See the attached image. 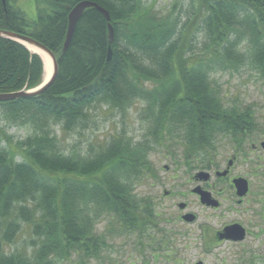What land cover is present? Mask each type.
Masks as SVG:
<instances>
[{
    "label": "trees",
    "instance_id": "trees-1",
    "mask_svg": "<svg viewBox=\"0 0 264 264\" xmlns=\"http://www.w3.org/2000/svg\"><path fill=\"white\" fill-rule=\"evenodd\" d=\"M79 1L33 0L36 17L28 19L10 0H0V30L30 36L57 62L41 94L0 101V264L97 260L106 246L95 227L102 217L113 229L144 237L155 213L133 185L145 174L154 177L148 161L153 144L178 142L184 160L193 157L194 166L210 168L220 137L241 150L252 131L264 134L249 107L223 105L210 79L217 70L246 67L264 80V0H188L189 19L181 27L178 16H157L142 0H89L108 11L109 21L86 9L63 51L67 15ZM43 74L37 54L0 38V93L35 88ZM134 100L145 103L151 141L116 135L86 150H61L54 126L79 130L90 106L125 109ZM3 124L28 134L12 143ZM23 228L30 251L5 250ZM149 240L150 259L142 264L182 263L175 249L160 253L166 239Z\"/></svg>",
    "mask_w": 264,
    "mask_h": 264
},
{
    "label": "rangeland",
    "instance_id": "rangeland-1",
    "mask_svg": "<svg viewBox=\"0 0 264 264\" xmlns=\"http://www.w3.org/2000/svg\"><path fill=\"white\" fill-rule=\"evenodd\" d=\"M142 1L157 16H178L179 27L189 19L188 0ZM10 4L22 11L26 18L36 17L33 0H10ZM191 43L194 46V33ZM210 79L222 98L223 105L249 107L257 123L264 128V80L255 71L246 67L217 70L210 74ZM144 105V102L134 100L125 109L108 108L102 103L90 106L89 121L84 128L63 132L59 125L53 127L61 150L68 152L72 147L77 151L86 150L89 146L96 147L109 142L116 135H124L133 142L145 137L151 141L148 122L143 119L146 114H142ZM3 126L13 137L12 143L28 134L25 127L8 124ZM262 140L264 134L252 131L240 150L228 136L220 137L215 142L214 164L210 168L194 166L196 172L204 170L213 173V170H223L227 161L235 157L231 175L248 180L249 192L243 204L237 205L233 189L224 183L225 180H217L212 175L210 183L215 185L213 195L219 202L216 207L201 205L195 196L188 193L191 185L185 182L187 166L181 156V145L178 142H171V147L153 144L148 161L155 171L154 177L145 174L141 180L134 181L133 185L138 198L145 197L151 201L155 213L153 223L145 228L144 237L141 238L135 232L119 230L115 226V229L111 228L107 218L102 217L95 227L98 233L104 234L106 246L99 259H90L85 264H142L144 260L150 259V238L163 242L166 239L167 243H163L164 248L160 253L165 254L175 249L182 260L181 264H195L199 260L203 264H264V149L258 146ZM252 144L255 145L254 149L251 148ZM191 159L194 164L195 158ZM178 202L188 203L187 211L196 215L195 222L180 220ZM233 222L241 223L247 229L245 238L236 242L218 240L216 233ZM141 239L146 242V246L139 245ZM15 249L30 251L31 239L27 228H23L14 242L5 247V250Z\"/></svg>",
    "mask_w": 264,
    "mask_h": 264
},
{
    "label": "water",
    "instance_id": "water-1",
    "mask_svg": "<svg viewBox=\"0 0 264 264\" xmlns=\"http://www.w3.org/2000/svg\"><path fill=\"white\" fill-rule=\"evenodd\" d=\"M88 8L96 9L105 17V19L107 21H109L110 16H109L108 11L106 9H104L103 7H101L100 5H98L97 3L93 2V1H89V0H81V1L77 2L71 8V10L69 11V13L67 15V30H66L65 40L63 42V48H62L63 51H65L67 49V47L71 41L76 23L78 22V20L82 16L83 12ZM107 28H108L107 60H109L111 58V54H112L110 46L113 42V28H112L110 23H108ZM0 38H7L10 40L16 41V42L22 44L23 46H25L32 53H36V52L31 51L26 44L31 45L33 47H36V48L42 50L43 52H45L51 60V74H50V76L46 82L43 81L39 86H37L34 89H30V90H20V91L11 92V93H0V101L4 102V101H9V100H12L15 98H19V97L37 96V95L41 94L43 91H45L50 86V84L53 82V80L56 76V73H57V62H56V58H55L54 54L48 48H46L43 44H41L40 42L36 41L35 39H33L27 35L0 30ZM36 54L40 57V55L38 53H36ZM41 60L43 62L42 58H41ZM43 69H44V71L47 70V67L44 65V62H43ZM260 146L264 149V141H262L260 143ZM231 164H232V161L230 160L228 162V167ZM224 174H225V172H223L221 174L217 172V175H224ZM197 176L200 177L201 179L206 180L207 177L209 176V173L205 172V171H200L197 173ZM232 185L235 189V195L238 198H242L247 194L249 187H248V181L245 178H243V177L234 178L232 180ZM193 191L200 196V203L201 204L206 205V206H212V207L217 206L216 201L209 200L207 192H201L199 190V188H197V187L194 188ZM183 207H184V204L178 205V208H183ZM194 217L195 216L193 214H184V215H182L181 218H182V220H184L186 222H192ZM223 234H225L229 238H232L235 241H241L245 237V229L239 224H232L229 226H225L223 228ZM222 236H223L222 234L219 235V237H222ZM195 264H203V263H202V261H197Z\"/></svg>",
    "mask_w": 264,
    "mask_h": 264
},
{
    "label": "flooded vegetation",
    "instance_id": "flooded-vegetation-1",
    "mask_svg": "<svg viewBox=\"0 0 264 264\" xmlns=\"http://www.w3.org/2000/svg\"><path fill=\"white\" fill-rule=\"evenodd\" d=\"M260 143H261V141H259V143H258V146L260 147ZM251 148L252 149H254L255 148V145H251ZM234 158L235 157H233L232 159H231V161H232V163H233V161H234ZM236 159V158H235ZM230 160H228L227 161V165H226V167L223 169V170H213V173L212 172H210V171H206V172H209L210 173V175L207 177V179L205 180V179H201L200 177H198L197 176V173L199 172V171H201V170H199V171H197L196 172V170L194 171V164H193V160H190V161H184L185 163V166H187L185 169H186V173H187V178H186V183H190V185H191V189L190 190H188V193L189 194H191V195H193V196H195L196 198H197V200L199 201V203H200V196L197 194V193H195L193 190H194V188H199V190L201 191V192H207L208 193V198H209V200H214V201H216V199H215V197H214V195H213V193L215 192L214 190H213V188H214V186L215 185H213L212 183H210L211 182V178H212V175H214L216 178H217V180H225V182L224 183H226L230 188H232L233 189V192H234V194H235V189H234V187H233V185H232V180L234 179V178H237V177H239V176H233V175H231V168H232V164L231 165H229V167H228V162H229ZM189 165H192V167H190ZM165 169H167V167H164ZM193 168V169H192ZM189 170V171H188ZM217 172L218 173H223V172H225V174L224 175H217ZM189 174V175H188ZM249 183V182H248ZM220 191H222V189L220 190ZM164 194L166 195L167 194V192H164ZM248 194V193H247ZM184 195V194H183ZM236 196V195H235ZM247 196V195H246ZM245 196V197H246ZM245 197H243V198H238V197H236V200H235V202L237 203V205H241V204H243V202L245 201ZM217 202V201H216ZM179 204H184V207L183 208H180L179 209V212H180V215H178L179 216V218H180V220L182 221V219H181V217H182V215H184V214H193L195 217H194V219H193V221L192 222H195V220H196V215L194 214V213H192V212H189V211H187L188 210V203L187 202H178L177 203V207H178V205ZM201 204V203H200ZM202 205V204H201ZM219 205V202H217V206ZM206 206V205H205ZM232 224H239V225H241L244 229H245V236L248 234V231H247V229L241 224V223H237V222H233ZM232 224H229V225H232ZM229 225H226V226H229ZM225 227V226H224ZM223 227V228H224ZM223 228L221 229V231H219V232H217L216 233V238L218 239V240H220V241H226V242H236L235 240H233L232 238H229V237H227L225 234H223ZM223 235L222 237H219V235Z\"/></svg>",
    "mask_w": 264,
    "mask_h": 264
},
{
    "label": "bare ground",
    "instance_id": "bare-ground-1",
    "mask_svg": "<svg viewBox=\"0 0 264 264\" xmlns=\"http://www.w3.org/2000/svg\"><path fill=\"white\" fill-rule=\"evenodd\" d=\"M26 45L28 46V48L31 51L38 53L40 55V57L43 59L44 65L47 67V70H45V72H44V82H46L48 80L50 74H51V60H50V58L42 50H40L36 47H33L31 45H28V44H26Z\"/></svg>",
    "mask_w": 264,
    "mask_h": 264
}]
</instances>
